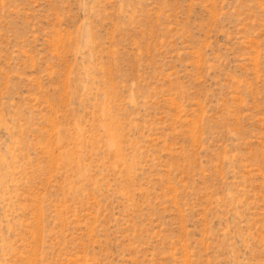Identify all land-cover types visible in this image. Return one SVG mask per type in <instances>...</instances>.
<instances>
[{
    "label": "rangeland",
    "instance_id": "rangeland-1",
    "mask_svg": "<svg viewBox=\"0 0 264 264\" xmlns=\"http://www.w3.org/2000/svg\"><path fill=\"white\" fill-rule=\"evenodd\" d=\"M0 264H264V0H0Z\"/></svg>",
    "mask_w": 264,
    "mask_h": 264
}]
</instances>
